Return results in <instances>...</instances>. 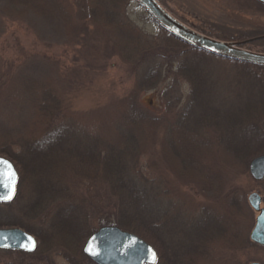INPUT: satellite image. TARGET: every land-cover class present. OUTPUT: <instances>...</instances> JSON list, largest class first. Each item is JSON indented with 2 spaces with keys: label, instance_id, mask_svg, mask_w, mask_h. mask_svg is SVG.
Listing matches in <instances>:
<instances>
[{
  "label": "rangeland",
  "instance_id": "obj_1",
  "mask_svg": "<svg viewBox=\"0 0 264 264\" xmlns=\"http://www.w3.org/2000/svg\"><path fill=\"white\" fill-rule=\"evenodd\" d=\"M24 1L29 2L27 10ZM60 1L72 19L73 26L68 29L63 26L52 0H45V14L39 10L40 0H17V3L0 0V156L10 159L19 175L12 206L10 209L0 207V227L27 231L46 251L43 253L46 259L28 256L19 261L12 250L0 249V264H68L54 246L63 239L62 233L54 228L57 211L60 216L70 211L77 223L74 225L80 226V237L85 240L104 225H115L136 234L158 252L156 264H174L173 248H181V240L186 239L191 240L196 249L201 248L198 253L204 262L198 264H249L255 260L264 264L263 247L253 245L234 250L218 244L213 248L217 240L215 232L201 234L206 227H200L197 221L202 205H210L213 210L216 204L221 208L228 204L223 195L231 186L236 187L233 197L242 193V200L247 204V195L259 192L264 206V178L256 180L248 170L249 161L264 151V130L260 132L262 140H258L255 129L264 124V72L201 50H186L179 57V63L172 60L164 66L161 81L155 87L140 92L138 103L162 119L155 128V125H145L140 131L137 128V145L132 146L122 137L125 130H117L108 116L119 113L122 101L134 88L135 75L112 50L103 49L110 32L90 22L86 0ZM163 1L175 14L198 25L203 20L220 25L222 30L232 28L227 36L237 31L231 26L241 25L243 29L249 27L250 22L261 27L258 33L264 34V11L257 10L253 4L242 5L238 0ZM121 2L131 21L143 33L153 37L160 34L159 26L135 0ZM111 8L117 10L115 4ZM179 64L192 69L190 80L174 77ZM34 75L52 79L58 96L64 100L60 108L76 127L85 130L83 135L88 136L63 139L60 152L59 143H48L36 151L27 148L28 141L21 144L25 135L33 130L29 128L34 122V110L21 86L27 76L36 79ZM164 94L172 110L166 109ZM182 112L188 116L186 119L191 126L197 127V131L191 129L204 139L199 147L203 152L199 153L204 155L207 170L209 168L210 179L205 182H192L185 173L175 169V160L172 165L166 160L167 151L181 149L179 137L170 125ZM219 133H223L224 138L234 135L236 143L242 139V152L223 150L227 143ZM121 144L133 149L127 151L126 159L131 162L134 153L133 161L137 159V162L133 163L140 167L136 182L140 183V191L144 188L148 194L151 192L143 200L149 201L152 212L157 209L163 215L162 230L157 224L163 223L157 218L153 223L155 227L146 226L145 220L135 218L123 222L132 230L117 225L116 216L109 209L113 201L104 196L107 190L87 183L88 180L84 181L87 185L76 183L79 163L72 158L73 154L84 153L90 147L94 151H107V146ZM232 146L236 148L240 144L232 141ZM71 147H75L76 153L71 152ZM127 168L132 167L128 164ZM212 180L221 185V192L210 190L211 185H215ZM232 209L236 215L241 212V208ZM241 222L243 224V220ZM6 223L16 225L5 226ZM37 231L41 236L36 235ZM199 235L203 240L196 238ZM177 264L188 263L184 260Z\"/></svg>",
  "mask_w": 264,
  "mask_h": 264
},
{
  "label": "trees",
  "instance_id": "obj_2",
  "mask_svg": "<svg viewBox=\"0 0 264 264\" xmlns=\"http://www.w3.org/2000/svg\"><path fill=\"white\" fill-rule=\"evenodd\" d=\"M13 1L17 3V0ZM158 1L171 14H173L185 24L201 33L217 39L240 41L264 35L262 33H258V31L261 30V27L253 26L250 22L248 23L249 27H243V29L241 28V25L231 26L233 27V30L236 28L237 31L233 32L234 34L231 36H227L230 34L232 28H228V30H222L220 25L203 20H200V23H202L201 25H198L194 21L189 20L187 17L178 16L175 14L173 10H170L167 7L166 2L163 0ZM238 1L242 5H254L257 10L260 9L264 11V5L258 3L257 1ZM52 2L54 7H56V11L58 12V16L61 19L63 26L67 29L72 27L73 25L70 13L68 10L67 12L64 9L63 2L60 0H52ZM28 3V1H24V8L30 6ZM121 3V0H86L88 7V18L90 22L95 27L98 25L104 26L105 29L110 32V36L106 38V44L103 46V49L112 50L116 55L119 56L122 62L127 64L129 69H131L132 73L135 75L134 88L125 97L124 101H122V107L119 109V113L117 112L116 115L108 116L109 120H111L114 125L116 124L115 128L117 130H125L124 134H122V137L126 139L125 142L135 146L137 145L136 140L138 141L136 138L137 128L139 131L141 128L144 129L145 125H155V128L156 124L158 125L160 123L159 119H162L138 103L137 98L140 92L155 87L161 81L164 66L170 61L176 60V62L179 63V57L182 56L186 50L199 49L189 46L161 28L160 34L157 37L149 36L143 33L131 21L127 13L122 8ZM113 4L117 6V10L111 8ZM14 5L16 6L17 4ZM30 8L33 9V7ZM39 10H41V14L46 13L47 10H45V0H40ZM242 47L254 51L264 52V38L249 41L242 45ZM237 63L242 64L248 69H256L264 72V66L239 61ZM177 69L178 70L174 72L175 78L182 77L187 80L191 79L192 69L189 66L185 67L184 64H179ZM34 76L36 79H30L27 76L26 79L23 80L24 82H21L22 93H24V97L27 96V101L30 102V105L34 110V122L31 128H29L30 131L32 129L33 130L26 134L29 135L28 138H25V135L21 144L23 145L26 141H28V144L25 143L27 148L31 151H36L38 149L40 150L44 145H48V143H59L60 145H58L60 146V152L63 146V139L66 140L68 137L71 138L73 136L77 138L88 136L83 135L85 130L83 131L81 128L76 127V123L69 120L68 114L63 108H60L64 104V100L58 96V91L53 86L52 79L44 76ZM165 100H167V98ZM165 102L166 109H170V102L168 100ZM180 114L181 115L178 117V119H175L170 125V129H174L177 137H179V145L181 149L180 151L173 149L167 151L166 160L171 165L173 164L172 160H175V164L177 165L175 169L182 171V174L185 173L187 177H190L189 180L192 182L193 180H201L202 182H205L210 179L209 168L207 170V165L205 162L206 159L204 155L199 153L200 151L203 152V150H201L199 147L204 144V139H201V137L196 132L197 127H192L190 121L186 119L188 117L186 116V113L182 112ZM261 127L263 129L259 128V125L255 128L258 132L257 137L260 138L258 140H262L263 138L260 136V132L264 130V124H262ZM191 128L196 131H193ZM34 129L36 134L35 136H33ZM199 130L201 129L199 128ZM95 133L98 134L96 131ZM115 134L117 137L119 136L118 133ZM220 135H223V133ZM37 136L39 138H37ZM34 137H36L38 140L32 142ZM220 137L224 138L225 136L223 135ZM211 138L212 141L216 142L213 136H211ZM233 139L234 135L232 137L228 136L224 138L225 143L227 144L223 150H226L227 152H242L243 143L240 142L242 139L237 141L238 143H236ZM232 141L237 145L240 144V146H237L236 148L233 147ZM110 147L111 145L107 146V151L106 149H102L101 152L103 155L99 151H94L95 149L93 150L91 147L83 151L84 153H79L77 155L73 154L72 158L74 157V160L79 163V168L76 169V176L78 178L76 181L77 185H87V183L91 182V185L101 187L102 190L105 188L108 192L107 194L105 191V198L113 201L112 203H109V209H112L113 214H115L117 225L122 224V226H125L126 229L128 228L129 230H132V227L129 226V224L125 225L123 222L127 219L133 220L132 218L145 220L146 226L150 227H152V225L155 227L153 224L155 218H157L159 222L163 223V215H160L157 209L152 212L149 201L143 200V198L145 199L149 197L151 192L148 194L144 188L140 191V183L136 182V178H139L138 170L140 167L134 165L133 163L137 162V159L133 161L134 153L131 155L132 164L126 159L128 156L127 151H131L133 149L129 146L124 148L123 144H121L119 147ZM71 152L76 153L75 147L72 148ZM261 153H264V151ZM47 162L48 161H46V163ZM128 164L132 167L131 169L127 168ZM130 172L133 173L130 174ZM94 173L95 175L92 177L91 174ZM86 180H88L87 183L84 182ZM213 182L214 181L212 180V183ZM211 186L212 188H210V190H213L216 193H219L222 190L221 185L216 183L215 185ZM235 191L236 187L234 186H231L228 190H226L223 196L224 201H228V204H226L223 208L216 204L215 207L217 209L215 208L212 210V206L204 204L198 209L201 214H199V217H197V221L199 222L200 227H206L205 230L203 229L201 234L205 235L206 232H215V237L217 240L216 243H213V248H215L218 244L225 245L234 250L253 246L248 238V232L254 222V212L247 204L246 200H242V193L233 197ZM62 192L65 193L66 190H62ZM239 198H241V200H239ZM234 200H236L235 203L232 202ZM11 206L12 202L0 203L1 208L10 209ZM34 207L37 209V203H35ZM234 207L241 208V212L238 215L233 212L232 208ZM77 210L79 211V209ZM59 214L60 211H57V215H55L53 222L56 223L54 228L56 227L58 232L62 233L63 239L60 240V242L58 241V245H51L55 246V250H57V252L65 258L68 264H95L82 252V245L85 237H80V230L78 228L80 226L78 225L76 227L74 225L77 223L71 217L70 211H68L66 216H60ZM165 216L167 217V215H164V217ZM6 217L8 218V216ZM241 220H243V224H241ZM10 225L16 224L6 223L5 226ZM162 225H164V223H158L157 227H160L162 230ZM40 234V232H36L37 236ZM200 237L201 236L199 235L196 238L203 240ZM200 250L201 248H195L194 243L191 240L186 239L185 242L181 240V248L178 250L173 248V253H176V259L173 263L177 264V262H184V260H186L188 264L203 263L204 259L200 255L201 253H198L201 252ZM11 252L15 253V255L19 258V261L23 260L24 257L27 258L28 256L37 257L38 260L46 259V256H43V253L45 254L46 251H43V248L40 246V244L32 253H26L17 250H12ZM199 256L201 257L199 258ZM50 264L53 263L50 262ZM234 264L238 263L235 262Z\"/></svg>",
  "mask_w": 264,
  "mask_h": 264
},
{
  "label": "water",
  "instance_id": "obj_3",
  "mask_svg": "<svg viewBox=\"0 0 264 264\" xmlns=\"http://www.w3.org/2000/svg\"><path fill=\"white\" fill-rule=\"evenodd\" d=\"M152 20L173 37L212 55L231 59L234 61L251 63L264 66V52L243 48L245 43L264 38V35L247 40L232 41L221 40L200 33L167 11L157 0H135ZM264 5V0H254ZM0 161L6 164L0 165V174L4 184L14 182L15 189L10 200L17 194L19 175L13 163L6 157L0 156ZM11 166V169L8 168ZM14 171L15 176L10 182L7 178L9 171ZM251 176L256 180L264 178V154L254 156L248 164ZM6 189L0 186V193ZM247 201L251 209L256 212L254 225L249 232L250 239L264 245V206L262 198L257 191L247 195ZM37 248L36 237L18 227L0 228V249L17 250L27 253L34 252ZM83 254L95 264H156L158 252L152 245L134 233L122 230L115 225H104L92 232L82 246ZM249 264H260L253 261Z\"/></svg>",
  "mask_w": 264,
  "mask_h": 264
},
{
  "label": "snow or ice",
  "instance_id": "obj_4",
  "mask_svg": "<svg viewBox=\"0 0 264 264\" xmlns=\"http://www.w3.org/2000/svg\"><path fill=\"white\" fill-rule=\"evenodd\" d=\"M4 164H6L5 161H0V165H4ZM8 168L11 169V166L8 165ZM2 176H3V174H0V177H2ZM14 176H15V173H14V171H11V170L7 174V178L10 182L13 180ZM0 186L4 187L6 189L5 192L0 193V202L10 200L12 198V194L14 193V189H15L14 182L9 183V184H4L3 179L0 178Z\"/></svg>",
  "mask_w": 264,
  "mask_h": 264
},
{
  "label": "flooded vegetation",
  "instance_id": "obj_5",
  "mask_svg": "<svg viewBox=\"0 0 264 264\" xmlns=\"http://www.w3.org/2000/svg\"><path fill=\"white\" fill-rule=\"evenodd\" d=\"M259 193V192H258ZM261 196V195H260ZM261 198H262V196H261ZM262 202H263V199H262ZM254 212V211H253ZM254 214H255V212L253 213V216H254ZM253 218H255V216L253 217ZM253 224H254V222H253ZM253 224H252V227H253ZM251 227V228H252ZM251 228H250V230H251ZM250 232V231H249ZM248 238H249V240H250V242L253 244V245H255V246H259V247H263L264 248V245H259V244H257V243H255V242H253L251 239H250V236H249V233H248ZM256 262H259V261H257V260H255ZM250 262H253V261H250ZM249 262V263H250ZM260 264H262L261 262H259Z\"/></svg>",
  "mask_w": 264,
  "mask_h": 264
}]
</instances>
